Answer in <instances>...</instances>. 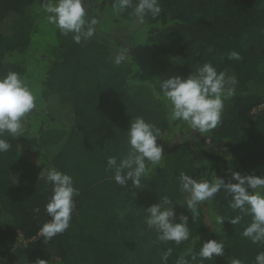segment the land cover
Instances as JSON below:
<instances>
[{"label":"trees","instance_id":"1","mask_svg":"<svg viewBox=\"0 0 264 264\" xmlns=\"http://www.w3.org/2000/svg\"><path fill=\"white\" fill-rule=\"evenodd\" d=\"M43 2L0 0V75L19 73L36 96L23 135L5 133L11 148L0 152V264H162L168 248L167 264H176L208 239L223 241L224 254L202 264H255L264 243L241 234L251 217L231 209L221 189L197 206L193 219L179 175L226 182L231 171L264 175V0H159L160 15L142 25L132 9L113 15L114 0H85L99 24L79 44L47 23ZM123 48L131 56L117 66L113 59ZM233 51L241 59H229ZM206 62L238 82L221 123L199 134L169 121L151 85L156 78L186 77ZM133 87L146 90L154 104L127 102ZM137 116L161 130L164 153L139 190L130 180L117 185L106 171L107 157L127 153L126 130ZM50 166L73 177L79 196L70 227L45 243L37 234L50 219L51 185L38 173ZM164 196L174 204L176 222L189 217L190 237L179 245L158 241L145 224V208ZM237 215L239 224L227 221ZM216 216L225 218L223 225ZM186 258L198 264L199 258Z\"/></svg>","mask_w":264,"mask_h":264},{"label":"clouds","instance_id":"2","mask_svg":"<svg viewBox=\"0 0 264 264\" xmlns=\"http://www.w3.org/2000/svg\"><path fill=\"white\" fill-rule=\"evenodd\" d=\"M41 7L46 14L47 23L54 25L62 35L72 34L75 43L88 41L95 35L99 20L89 15L85 0H44ZM127 9H132L129 14L141 25L145 23L146 17L156 18L162 11L159 0H136L135 3L133 0H114L113 15H120ZM129 56V48H123L115 55L113 63L119 66ZM229 59L239 60L241 57L233 51L229 54ZM237 82L234 75L218 72L211 63L206 62L186 77L176 75L165 79L156 78L155 84L151 86L157 97L168 107L170 122L182 121L194 132L204 134L221 123L224 101L235 95ZM35 108L36 96L19 73L8 71L0 75V152L11 148L8 139L4 138L5 133L12 138L23 135L24 118ZM126 137L129 145L127 153L119 158L107 157L106 171L112 172V179L117 185L127 187L130 180L131 187L139 190L144 188L143 178L156 166H160L164 157L163 146L157 143L158 138H161V130L155 124L137 116L130 120ZM230 175L231 179L226 182L217 175L211 180H197L181 172L179 187L188 194L184 205L194 219L198 214L197 206L212 200L223 189L230 196L229 207L251 217L250 223L241 233L242 236L254 244L264 243V175H241L238 171H231ZM38 178L51 185V195L45 204V212L50 219L41 225L37 234L47 243L70 227L79 190L74 186L73 177L55 166L39 172ZM173 205L164 196L146 207L145 224L148 229L155 231L158 241H172L179 245L190 237L189 217L181 214L176 222ZM184 205L180 206L185 207ZM34 211L38 213L40 209L36 208ZM241 219L242 215H237L227 221L237 225ZM215 220L217 224L223 225L225 218L216 216ZM224 248L223 241L208 239L201 244L198 252L188 249L186 256L191 261L199 258L198 264H202L203 260L222 256ZM171 254V248L161 254L162 264H167ZM186 256H180L176 264H189ZM0 260L3 258L0 257ZM40 264H44L43 260ZM234 264L240 262L235 261ZM255 264H264V252L256 255Z\"/></svg>","mask_w":264,"mask_h":264},{"label":"rangeland","instance_id":"3","mask_svg":"<svg viewBox=\"0 0 264 264\" xmlns=\"http://www.w3.org/2000/svg\"><path fill=\"white\" fill-rule=\"evenodd\" d=\"M264 34V30L262 32ZM136 90H138V96H135V94L137 93ZM125 100L127 102H132L133 100H140L142 102H144L145 104H154L153 99L151 98V96H149V94L146 92V90L144 89H138L137 87H133V89L126 93L124 96ZM260 108H262V106L256 108V110H259ZM24 241L19 237L17 240V243H23Z\"/></svg>","mask_w":264,"mask_h":264}]
</instances>
